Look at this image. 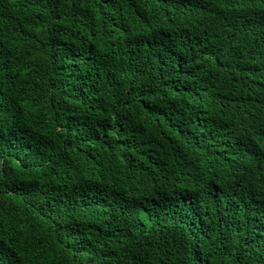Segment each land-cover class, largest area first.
<instances>
[{"label": "trees", "instance_id": "trees-1", "mask_svg": "<svg viewBox=\"0 0 264 264\" xmlns=\"http://www.w3.org/2000/svg\"><path fill=\"white\" fill-rule=\"evenodd\" d=\"M0 264H264V0H0Z\"/></svg>", "mask_w": 264, "mask_h": 264}]
</instances>
